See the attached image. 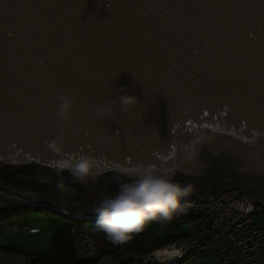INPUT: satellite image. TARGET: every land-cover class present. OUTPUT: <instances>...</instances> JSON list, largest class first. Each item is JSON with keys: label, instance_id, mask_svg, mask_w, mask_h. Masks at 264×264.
Instances as JSON below:
<instances>
[{"label": "water", "instance_id": "95a60500", "mask_svg": "<svg viewBox=\"0 0 264 264\" xmlns=\"http://www.w3.org/2000/svg\"><path fill=\"white\" fill-rule=\"evenodd\" d=\"M124 88L139 103L98 116ZM82 153L87 179L57 171ZM138 164L191 183L184 199L264 208V0H0V195L95 221Z\"/></svg>", "mask_w": 264, "mask_h": 264}, {"label": "clouds", "instance_id": "9594fccd", "mask_svg": "<svg viewBox=\"0 0 264 264\" xmlns=\"http://www.w3.org/2000/svg\"><path fill=\"white\" fill-rule=\"evenodd\" d=\"M122 92L118 102L109 98L105 104L97 105L96 114L109 115L113 104L126 113L139 103L138 97L130 95L128 89L124 88ZM57 101L56 117L62 122L61 134L50 141L49 147L60 153L65 144L63 127L72 123L76 99L62 93ZM96 165L97 158L86 153L76 157L65 156L56 161L57 171L68 170L81 181L92 174ZM130 174L134 177L130 182L120 184L114 195L102 199L94 209L97 229L113 243L126 241L131 232L140 231L146 222L157 219L168 221L174 214L185 211L183 198L193 191L191 183L181 184L151 164H138L130 170ZM58 186L63 188L64 185L61 182Z\"/></svg>", "mask_w": 264, "mask_h": 264}, {"label": "built area", "instance_id": "2783aa9c", "mask_svg": "<svg viewBox=\"0 0 264 264\" xmlns=\"http://www.w3.org/2000/svg\"><path fill=\"white\" fill-rule=\"evenodd\" d=\"M244 200L247 205L241 213L222 198L214 201L183 198L185 211L171 219L190 216L193 223L183 237L166 245L162 253L148 252L133 264H190L201 258H211L215 264H264V227H259L252 218L257 206ZM77 221H81L80 225L72 230L75 257L80 261L94 260L98 258L93 239L96 230L86 219ZM17 230L33 231L27 227Z\"/></svg>", "mask_w": 264, "mask_h": 264}, {"label": "crops", "instance_id": "0c3cea01", "mask_svg": "<svg viewBox=\"0 0 264 264\" xmlns=\"http://www.w3.org/2000/svg\"><path fill=\"white\" fill-rule=\"evenodd\" d=\"M1 200L2 199H0V201ZM36 209L45 210L41 208ZM36 209L31 208L17 216L0 220V264H30L26 256L51 257V233L65 227L67 223H60L55 228L51 227L49 234L45 235L42 233V230L39 229L41 225L37 223L39 221L45 223L47 221V216L39 215L37 212H31L36 211ZM50 225L52 226L51 223ZM21 226L33 228V231L25 233L17 230V228ZM34 228H38V230H34ZM96 231L94 241L98 252L97 264H101V261L102 264H132L134 260L131 259H134L139 252L146 249L135 235L130 236L129 239L122 243H113L106 238L105 233L97 229ZM180 233L173 235V238L177 239ZM7 235H9V239H6ZM126 248L133 249V251L128 252ZM101 257H104L102 258L103 260H99ZM190 264H215V262L211 258H201Z\"/></svg>", "mask_w": 264, "mask_h": 264}, {"label": "rangeland", "instance_id": "374dc122", "mask_svg": "<svg viewBox=\"0 0 264 264\" xmlns=\"http://www.w3.org/2000/svg\"><path fill=\"white\" fill-rule=\"evenodd\" d=\"M0 197L2 200H5L3 196H0ZM31 212H37L39 213V215L47 216V221L45 223H43L42 221H39L37 223L41 225L39 229L42 230V233L45 235L49 234L51 227L55 228L60 223H70V219H68L66 216H63L53 211L36 209V211H31ZM252 218L259 227H264V208L257 206ZM50 223L52 224V226L50 225ZM192 223L193 222L191 221V218L189 215H180L176 219L168 220V221L157 219V220L146 222L140 231H133L129 235L130 236L135 235L136 237H138L137 238L138 241L143 244L144 248H146L147 250L149 249L152 250L155 244L166 241L167 239H169V236L176 235L177 233H180V232L181 233L186 232L189 229V227L192 225ZM88 224L94 229L95 228L97 229L95 221H89ZM21 227H27L29 229H33L28 226H21ZM34 230H38V228H34ZM56 231L57 230L53 231V233H55ZM53 233H51V236ZM94 235H93V239H94ZM6 239H9V235H7ZM175 241L177 240L167 242L161 247H158L156 250L154 249L150 252L157 251V253L160 254L166 250V248H164L166 245H169ZM102 258L104 257H101L99 260H101ZM100 263L102 264V261ZM157 263H160V262H157Z\"/></svg>", "mask_w": 264, "mask_h": 264}, {"label": "trees", "instance_id": "16d2710c", "mask_svg": "<svg viewBox=\"0 0 264 264\" xmlns=\"http://www.w3.org/2000/svg\"><path fill=\"white\" fill-rule=\"evenodd\" d=\"M9 202V203H8ZM31 209L26 207L25 205L19 203V202H12V198L8 201H0V220L10 218L12 216H17L21 213H24V211ZM81 221L77 220H71L70 223H67V225L63 228L58 229L51 237L50 241V248L52 251L51 257H30L26 256L30 264H97L98 258L94 260H86V261H80L77 260L75 257L74 252V241L72 236V230L73 228H77L80 225ZM183 237V232L180 234V236L177 238ZM175 238L169 237L164 242L157 243L153 247L157 249L158 247H161L167 242L177 240ZM154 248L152 250H154ZM144 249L143 251L139 252V254L131 260H134L132 262L135 263L139 261L141 256H144L146 253L152 251ZM126 251L132 252L133 249L126 248ZM138 252V251H137ZM118 253V252H117ZM117 255V254H116ZM158 264V263H154Z\"/></svg>", "mask_w": 264, "mask_h": 264}, {"label": "snow or ice", "instance_id": "6c2138e0", "mask_svg": "<svg viewBox=\"0 0 264 264\" xmlns=\"http://www.w3.org/2000/svg\"><path fill=\"white\" fill-rule=\"evenodd\" d=\"M225 2H230V0H225ZM177 7L179 6V5H176ZM122 144V143H121Z\"/></svg>", "mask_w": 264, "mask_h": 264}, {"label": "bare ground", "instance_id": "6f19581e", "mask_svg": "<svg viewBox=\"0 0 264 264\" xmlns=\"http://www.w3.org/2000/svg\"><path fill=\"white\" fill-rule=\"evenodd\" d=\"M87 220V219H86ZM87 221H92V220H87ZM155 249V248H154ZM156 250V249H155Z\"/></svg>", "mask_w": 264, "mask_h": 264}]
</instances>
